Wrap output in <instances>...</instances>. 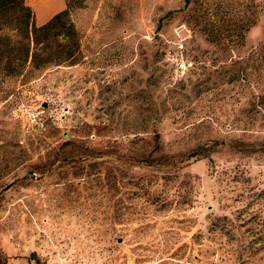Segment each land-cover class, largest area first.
Segmentation results:
<instances>
[{
    "label": "rangeland",
    "instance_id": "1",
    "mask_svg": "<svg viewBox=\"0 0 264 264\" xmlns=\"http://www.w3.org/2000/svg\"><path fill=\"white\" fill-rule=\"evenodd\" d=\"M65 2L0 7L5 264H264V0Z\"/></svg>",
    "mask_w": 264,
    "mask_h": 264
},
{
    "label": "trees",
    "instance_id": "2",
    "mask_svg": "<svg viewBox=\"0 0 264 264\" xmlns=\"http://www.w3.org/2000/svg\"><path fill=\"white\" fill-rule=\"evenodd\" d=\"M184 6L188 7L191 3V0H184ZM218 4L217 7L214 9V15L216 16L217 11L219 9H222V11L225 9V6H227L228 4H224V2H221V0H218ZM65 9L61 10L60 12L56 13L55 15H53L46 23L40 25V26H33V33L34 36L39 35L41 33H48V35H50V32L52 31L53 28H55V23L59 21V19L61 17H63L64 15L67 14L69 7L72 6L71 3L69 2H65ZM9 6L11 9H13L14 11H19L21 16H30L31 13V9L25 4V0H0V7L3 6ZM205 10L206 7L203 8V14H205ZM176 12V11H175ZM174 11L169 12V14H173L175 13ZM207 17H203L202 18V22L201 25L199 26V31L205 36V39L210 42V43H217L219 41V39L223 38V37H234V43H242L243 39H244V34H246V32L255 24V20H251L250 18H245V19H239L237 22H235L237 24V26L235 27H231V24L229 21L227 20H223V21H212L209 22L207 20H205ZM194 20L198 21L196 16H194ZM229 25V26H226ZM233 34V35H232ZM42 35V34H41ZM46 36L49 37V36ZM231 35V36H230ZM39 40L36 38V40H34V43L37 45L39 44ZM41 43V42H40ZM60 58H57L56 62H63L65 61L62 56H59ZM33 58V57H32ZM34 60V58H33ZM33 60L31 62H33ZM51 57H49L48 59L45 57L42 60V65H48L51 64L52 62L50 61ZM26 58L21 60L16 66L11 67L8 71L9 75H18L21 74L22 71L24 70V65L26 63ZM36 67H38L36 65ZM0 264H5V258L3 256V254L0 251Z\"/></svg>",
    "mask_w": 264,
    "mask_h": 264
},
{
    "label": "crops",
    "instance_id": "3",
    "mask_svg": "<svg viewBox=\"0 0 264 264\" xmlns=\"http://www.w3.org/2000/svg\"><path fill=\"white\" fill-rule=\"evenodd\" d=\"M57 3H53L52 6H48L47 9H42L37 0H25L28 7L35 12L36 20L39 25L46 23L53 15L60 12L65 7L64 0H56Z\"/></svg>",
    "mask_w": 264,
    "mask_h": 264
},
{
    "label": "bare ground",
    "instance_id": "4",
    "mask_svg": "<svg viewBox=\"0 0 264 264\" xmlns=\"http://www.w3.org/2000/svg\"><path fill=\"white\" fill-rule=\"evenodd\" d=\"M38 1H39V0H38ZM45 1H46V0H40L39 4H40V3H44V4H45V3H46ZM47 2H48V1H47ZM47 4H49V3H47ZM45 5H46V4H45ZM40 7H41L42 9H44V11H45V9L48 8V5H46V6L42 5V6H40Z\"/></svg>",
    "mask_w": 264,
    "mask_h": 264
}]
</instances>
